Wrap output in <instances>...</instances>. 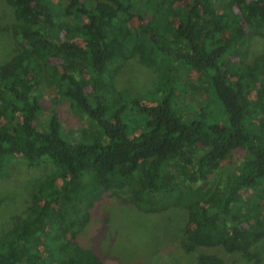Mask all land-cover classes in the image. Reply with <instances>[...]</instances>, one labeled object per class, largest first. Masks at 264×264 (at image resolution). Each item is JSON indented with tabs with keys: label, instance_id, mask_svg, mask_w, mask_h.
<instances>
[{
	"label": "trees",
	"instance_id": "obj_1",
	"mask_svg": "<svg viewBox=\"0 0 264 264\" xmlns=\"http://www.w3.org/2000/svg\"><path fill=\"white\" fill-rule=\"evenodd\" d=\"M7 2L20 50L0 64V173L18 155L53 170L29 212L0 230V264H105L81 232L97 203L128 187L139 211L185 209L186 252L254 257L264 242V56L245 59L252 37L264 38V0ZM135 56L162 69L151 101L113 86ZM42 80L87 115L90 133L70 136L57 109L40 123ZM189 93L207 95L193 114L179 103ZM236 151L242 161L216 178Z\"/></svg>",
	"mask_w": 264,
	"mask_h": 264
},
{
	"label": "rangeland",
	"instance_id": "obj_2",
	"mask_svg": "<svg viewBox=\"0 0 264 264\" xmlns=\"http://www.w3.org/2000/svg\"><path fill=\"white\" fill-rule=\"evenodd\" d=\"M14 23L13 8L7 0H0V64L20 50L13 35ZM263 56L264 38L253 36L245 60L251 62ZM161 77L160 67H150L141 56H135L119 68L113 86L151 101L160 93ZM196 79L195 76L192 81ZM39 91L43 102L39 115L41 124H46L53 109H57L65 132L70 136L84 137L93 130L87 115L77 110L69 99L55 101L56 88L52 82L42 80ZM205 96L199 98L189 93L179 103L183 104L185 112L193 114V110L204 105ZM242 159L243 152L236 151L222 163L216 178L226 180L230 169ZM52 170L50 163H30L21 155L7 160L4 173H0L1 231H6L35 205L40 183ZM212 183L207 181L202 186L210 187ZM131 191L132 188L128 187L110 192L94 206L92 218L81 232L83 241L100 252L105 264H201L199 256L202 253L217 254L223 264H255L258 258L264 264V242L252 249L254 257L251 258L224 248H197L194 252H186L180 244L181 234L188 224L185 209L171 206L162 212L145 213L127 201Z\"/></svg>",
	"mask_w": 264,
	"mask_h": 264
}]
</instances>
